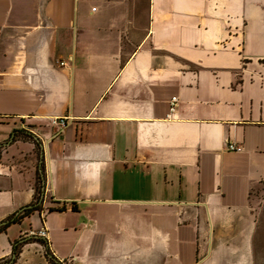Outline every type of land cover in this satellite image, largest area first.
Returning <instances> with one entry per match:
<instances>
[{
    "label": "crops",
    "instance_id": "0c3cea01",
    "mask_svg": "<svg viewBox=\"0 0 264 264\" xmlns=\"http://www.w3.org/2000/svg\"><path fill=\"white\" fill-rule=\"evenodd\" d=\"M263 183L264 0H0L1 262L264 264Z\"/></svg>",
    "mask_w": 264,
    "mask_h": 264
},
{
    "label": "trees",
    "instance_id": "16d2710c",
    "mask_svg": "<svg viewBox=\"0 0 264 264\" xmlns=\"http://www.w3.org/2000/svg\"><path fill=\"white\" fill-rule=\"evenodd\" d=\"M38 184H39V181H38ZM37 190H38V188H37ZM41 210H42L41 206H39L37 204H31L30 207H27L22 212H20L18 215L12 216L8 220H6L5 224L4 223H0V233H2L3 231L5 232L8 229V227L11 226V224L19 222L23 218H26V217L30 216L35 211H41ZM49 210L50 211H63L62 209H54L53 207H51ZM20 246H21L20 243H17L14 246V251H13L14 254L18 253ZM0 264H16V263H15V260H13L12 262L7 261V263H3V262L0 261Z\"/></svg>",
    "mask_w": 264,
    "mask_h": 264
},
{
    "label": "built area",
    "instance_id": "2783aa9c",
    "mask_svg": "<svg viewBox=\"0 0 264 264\" xmlns=\"http://www.w3.org/2000/svg\"><path fill=\"white\" fill-rule=\"evenodd\" d=\"M177 106H178V99L176 98V97H174V98H172V100H171V108H169V110H170V113H169V116H171V114H173L174 112H175V109L177 108ZM64 119H62V120H57V121H54V123L57 125V124H60L61 126H63L65 123H64ZM228 150H231V151H235V152H239V151H241L242 150V148H240V147H237L234 143H229L228 144ZM48 233H47V230H46V228L45 227H43V228H41L38 232L36 231V232H34V231H32L31 233H30V237L31 238H45L46 237V235H47Z\"/></svg>",
    "mask_w": 264,
    "mask_h": 264
},
{
    "label": "rangeland",
    "instance_id": "374dc122",
    "mask_svg": "<svg viewBox=\"0 0 264 264\" xmlns=\"http://www.w3.org/2000/svg\"><path fill=\"white\" fill-rule=\"evenodd\" d=\"M40 171H41V175L38 173V181H39V184H38V193H42V188H44V186H46V178H45V170H46V164L44 162V160L40 163ZM37 181V182H38ZM256 192H260V193H264V183L259 186L256 190ZM29 222L27 221L24 225H23V228H27L29 227ZM16 231V228H12V232ZM11 232V233H12Z\"/></svg>",
    "mask_w": 264,
    "mask_h": 264
},
{
    "label": "water",
    "instance_id": "95a60500",
    "mask_svg": "<svg viewBox=\"0 0 264 264\" xmlns=\"http://www.w3.org/2000/svg\"><path fill=\"white\" fill-rule=\"evenodd\" d=\"M30 206H31V205H29V206H27V207H30ZM27 207L23 208L20 212H22V211H23L24 209H26ZM1 223H4V224H5L6 222L3 221V222H1Z\"/></svg>",
    "mask_w": 264,
    "mask_h": 264
}]
</instances>
